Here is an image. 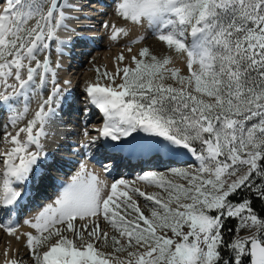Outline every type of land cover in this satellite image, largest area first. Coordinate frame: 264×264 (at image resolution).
<instances>
[{"label":"snow or ice","instance_id":"1","mask_svg":"<svg viewBox=\"0 0 264 264\" xmlns=\"http://www.w3.org/2000/svg\"><path fill=\"white\" fill-rule=\"evenodd\" d=\"M0 4V109L10 112L0 138L6 145L0 148V208H10L23 196L19 186L40 178L47 156L42 141L71 94V80L60 82L62 65H53L51 53L55 45L63 54L69 40L60 33L75 31L71 13L82 6L69 0ZM115 12L150 30L184 59L188 74L169 67L172 55L158 56L147 46L121 68V52L116 72L102 73L109 83L84 89L86 103L102 113L98 136L85 147L110 138L143 155L190 156L195 167L137 178L162 194L126 179L109 184L82 163L55 200L25 221L35 234H18L11 219L0 228L18 241L26 237L31 264H264V217L249 198L234 199L250 192L264 200V0H118ZM103 26L113 41L130 37L129 28ZM33 100L38 106L27 118ZM130 192L151 202L147 215ZM101 219L115 234L101 230ZM230 219L236 226L228 238ZM109 240L113 251H101L97 242ZM7 255L4 264H23Z\"/></svg>","mask_w":264,"mask_h":264},{"label":"bare ground","instance_id":"2","mask_svg":"<svg viewBox=\"0 0 264 264\" xmlns=\"http://www.w3.org/2000/svg\"><path fill=\"white\" fill-rule=\"evenodd\" d=\"M69 2L80 4L82 6V11L71 13L74 18L69 21V25L70 28L75 29V31H62L60 33L62 38L69 40L68 46L63 50V54L61 55L56 50L55 51L57 60L62 65V67L58 69V78L61 83L65 79L71 80V94L68 95L67 101L57 109V114L47 129L48 137L46 140L42 141L45 145L47 156L41 158L39 165L40 178L34 175L28 183L19 186L23 192V196L15 205L10 208H0V223H6L11 219L19 225L17 228L18 231L21 230L26 220L34 218L46 204L55 200L63 185L78 171L82 163L86 164L87 167L94 171L101 179L108 181L109 184L118 179L127 180L130 176H140L142 174V172H129L123 174L120 171L121 169L116 170L107 165L98 164V159L100 157L98 156L99 153L96 151L98 150L96 147L97 144L93 143L88 147H85V144H87L91 137H94L93 133L95 131L92 129L102 125V113L86 103L85 94H80L78 96L76 93V89H80V78L78 73H80L81 69L84 70L83 73L87 72L86 63L84 62L85 64L81 67V62L87 57L90 59L95 49H99V51L104 49V47L99 45L103 36V25L110 17H107V14H112L113 9L115 10L118 0H69ZM4 6V4H0V10H2ZM106 12L108 13L106 14ZM136 33L133 38L145 34V31L142 30L141 32L140 30L137 34ZM107 34L108 35H104V44L109 37V33ZM90 52L93 53L91 54ZM89 59L87 61H89ZM82 105H86L88 108L86 113L81 109ZM65 106L69 108L67 112L63 110ZM3 113L8 123L10 113H5L4 111ZM84 114L87 115L84 116ZM88 119L90 122L89 124L87 122ZM85 129L88 130V133H92L88 140H86L88 134L87 136L85 135ZM2 136L3 131L0 133V138H2ZM4 147H6V145L0 143V148ZM100 149L103 151V148L100 147ZM52 156L53 160L50 159ZM189 157L190 156L186 155L180 156V160L186 164L192 162L189 161L192 159L195 163L194 158ZM183 164L180 163L177 166ZM104 166L108 167V172H105ZM166 166L168 165L161 168L149 167V169L163 170ZM0 167H2V165H0ZM44 168H48V172H44ZM115 172H117L118 175L115 174ZM120 175L123 176V178H121ZM129 181L131 180L129 179ZM1 229L0 232L4 231ZM2 233L3 232L0 233V264H4L6 250L8 252L7 259L13 258L14 254L17 252L16 242L14 243L13 241L15 238L12 239L7 233Z\"/></svg>","mask_w":264,"mask_h":264},{"label":"rangeland","instance_id":"3","mask_svg":"<svg viewBox=\"0 0 264 264\" xmlns=\"http://www.w3.org/2000/svg\"><path fill=\"white\" fill-rule=\"evenodd\" d=\"M107 13L108 12H106V14ZM107 17H109L108 18L109 21L107 20L106 22L115 23L118 27H126V28H129L131 30L130 37H123V36H121L118 40L113 41V40L110 39V29H105V28L102 29V31H103L102 32V35L103 36H102V39H101L102 41L100 40L101 43H99V45H101V47H104V49L103 50L100 49L101 51H99V49H97V50L95 49V51H93L94 53L92 52L93 53V56L90 59H89V57H87L89 59V61H87L88 60L87 58L83 59V62L86 63L87 72H84L83 73L84 70L81 69L80 70V73H78L79 78H80V89H76V93H77L78 96L80 94H84L85 93L84 92V89H85V87H86V85L88 83L99 82L102 85L109 83V81L107 80V78L104 77L102 75V73L105 72V71H107L110 74L116 72L117 66H118V62L116 60V57L121 52H123L124 55H125V61L123 63H120L119 64V67L122 68L126 64H131V59H130L131 55L137 54L139 48L140 47H143V46L149 47L151 51H153L154 53H156L158 56H161V57L163 55H172L173 62H172L171 65H169V67L179 68L182 75H187L188 74V70H187V67H186V62L184 61V59H182L181 57L177 56L175 53H171L167 49L166 45H164L162 42H159L154 37V35L151 33L150 30L144 29V28L142 29L141 27L133 26V25L125 22L118 15H116V12H115L114 9L112 11V14L111 13L107 14ZM133 28H135V29H133ZM137 30L138 31L141 30V32H142V30H144L145 31V34H143V36H145L146 39L140 41L138 44L130 45L128 43V41L130 39H135L136 38V37L133 38V36L135 35V33H136ZM133 31H135V32H133ZM138 31H137V33H138ZM104 32H106V33H104ZM107 33H109V37L107 38L106 43H105L106 45H105L103 43L104 42V39H105L104 38L105 37L104 35L105 34L108 35ZM129 46L132 47V49H133V52L132 53H128L127 50H126L127 47H129ZM51 57H52L53 65H55V63L57 61V54H56V51H55V45H53V50H52V53H51ZM85 63H83V64H85ZM83 64H81L82 65L81 67H83ZM97 69H99V73L97 72ZM98 77H99V80H98ZM166 83H173L175 85V82L172 81V80H167ZM50 89H51V83H49L48 88L44 91V96H47L48 95ZM22 106L23 105L21 103L20 107H22ZM37 106L38 105H37L36 101L33 100L32 103H31V106H30L32 111L29 112V115H28L27 118H31L32 112L37 108ZM81 109L85 111L88 108L86 107V105H82ZM87 111H85L84 113H86ZM86 115L84 114V116H86ZM2 116H0V133H1V131H3V126L5 124H7L6 123V119L3 118ZM24 122H26V121H22V123H24ZM87 122H88V124L90 123L89 122V119L87 120ZM90 135H92V133L91 134L88 133V136L89 137L87 135H86L87 137L85 136L86 137V140H88V138H90ZM185 161H188V160H185ZM189 161H192V162L186 163V164L183 162L185 165L183 164V165L177 166V167H188V166L195 167V163L193 162V160L190 159ZM168 168H171V167H168ZM166 169L167 168H165L163 170H150L148 168L147 170H149V171H156V172H164ZM115 174H117V172H115ZM117 175H115V176H117ZM120 177L123 178V176H121V175H120ZM137 177H139V175L130 176L129 177V179L131 180L130 182H135L132 185L133 187H138L142 191H145V192H148V193H151V192H161L162 193V190L158 189L156 186L149 185V184H147L146 182H143V181H139L137 179ZM129 179L127 178L128 181H129ZM130 195H133V198L137 200V202H138L139 206L141 207L142 211H145V214L147 215L148 214L147 205L150 204L151 202L145 201V199L143 197L138 196V194H134V193H131L130 192ZM52 199H53V197H52ZM234 199L237 200V201L238 200H241L242 199V195L237 196ZM228 222H229V220L227 221V223ZM80 223H81L80 221H77L76 222V226L79 227L80 226ZM99 223H100L101 230L102 231H107L109 233V236H111L112 234H115L114 231L111 229L110 225H108L107 222L103 221V219H101L99 221ZM24 226H26V227H24ZM90 227H91V225H90ZM1 230H4V229H1ZM185 230H187V229L185 228ZM20 231H21V233L22 232L23 233H25V232H33V234H35V229H32L30 227V225H28L26 223H24L22 225ZM20 231H18V229H17L18 234H20ZM1 232H3L2 234H5L6 233L5 231H1ZM226 232L228 234V229L226 230ZM240 234L241 235H244L246 233L242 231ZM66 235H68L69 238H72V233H66ZM169 235H170V233H169ZM10 237L12 239L15 238L14 236H10ZM15 239L13 241H14V243L16 242L15 244L17 245V252L15 253L16 254V257H15V254H14V257L17 258V259L22 260L23 261V264H31V256L29 254V249L26 247V244H25L26 237H23L22 236L21 237V240H19V241L18 240L15 241ZM87 239H88V237L85 234V242L87 241ZM52 242H54V240ZM97 246L100 248L101 251H104L106 253L113 251V249L111 247V241L110 240L108 241V244H104L102 241L101 242H97ZM43 250H45V249H41V251H43ZM118 255H123V254H118Z\"/></svg>","mask_w":264,"mask_h":264},{"label":"trees","instance_id":"4","mask_svg":"<svg viewBox=\"0 0 264 264\" xmlns=\"http://www.w3.org/2000/svg\"><path fill=\"white\" fill-rule=\"evenodd\" d=\"M245 197H247L251 200L252 207H253L254 211H256V213L259 216L264 217V200L260 199L254 193H250V192H244L242 194V199ZM235 226H236V221L232 220V219H230L229 222L226 224L225 233H226V236L228 238H231V235L233 233L228 232V234H227L226 230L227 229H233L234 230Z\"/></svg>","mask_w":264,"mask_h":264}]
</instances>
